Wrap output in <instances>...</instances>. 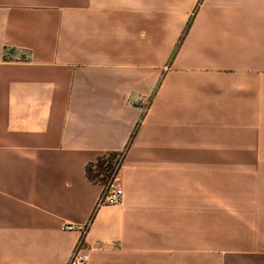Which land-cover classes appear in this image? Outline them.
Returning a JSON list of instances; mask_svg holds the SVG:
<instances>
[{"label": "crops", "instance_id": "crops-1", "mask_svg": "<svg viewBox=\"0 0 264 264\" xmlns=\"http://www.w3.org/2000/svg\"><path fill=\"white\" fill-rule=\"evenodd\" d=\"M124 151L97 208L86 167ZM81 241L86 264H264V0H0V264Z\"/></svg>", "mask_w": 264, "mask_h": 264}, {"label": "trees", "instance_id": "trees-1", "mask_svg": "<svg viewBox=\"0 0 264 264\" xmlns=\"http://www.w3.org/2000/svg\"><path fill=\"white\" fill-rule=\"evenodd\" d=\"M134 137V135L132 136ZM127 151V150H126ZM126 151L123 152L122 154H117V153H111V154H107L109 156H113V158H115L117 160V163L115 166H113V162H110V160H108V158H103L104 156L99 157V159L95 162V163H91L86 167V174H87V178L92 181V182H96L99 183L101 185L104 186V192L106 191V189L112 185V183L114 182V180L116 179L119 170L121 168V165L123 163L124 157L126 155ZM121 155V158L118 160V156ZM95 165L98 167V174L102 175L103 179L100 181H97L95 178V174H93V167H95ZM101 201H99L97 208L101 205ZM94 216V215H93Z\"/></svg>", "mask_w": 264, "mask_h": 264}, {"label": "built area", "instance_id": "built-area-1", "mask_svg": "<svg viewBox=\"0 0 264 264\" xmlns=\"http://www.w3.org/2000/svg\"><path fill=\"white\" fill-rule=\"evenodd\" d=\"M112 185L109 186L105 192H103V195L101 196L99 200L101 201L102 204L115 205L121 202L122 196H123V190L119 186L113 188ZM82 246H83V243L81 241L78 244L77 248L75 249L72 260L69 264H86L87 263L89 256L87 254L81 253Z\"/></svg>", "mask_w": 264, "mask_h": 264}, {"label": "rangeland", "instance_id": "rangeland-1", "mask_svg": "<svg viewBox=\"0 0 264 264\" xmlns=\"http://www.w3.org/2000/svg\"><path fill=\"white\" fill-rule=\"evenodd\" d=\"M125 152V151H124ZM123 153V152H122ZM122 153H119V154H122ZM103 158H108V160H110V162H113V166H115L116 165V163H117V160L115 159V158H113V156H109V155H107V156H104ZM121 158V155H119L118 156V160ZM93 170V174H95L96 176H95V178H96V180L97 181H100V180H102L103 179V177H102V175H100V174H98V167L95 165V167H93L92 168ZM82 243H83V241H82ZM83 247V246H82ZM72 260V259H71ZM71 262V261H70Z\"/></svg>", "mask_w": 264, "mask_h": 264}]
</instances>
